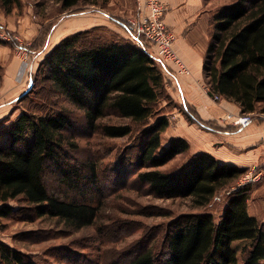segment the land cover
Listing matches in <instances>:
<instances>
[{"label":"trees","instance_id":"trees-1","mask_svg":"<svg viewBox=\"0 0 264 264\" xmlns=\"http://www.w3.org/2000/svg\"><path fill=\"white\" fill-rule=\"evenodd\" d=\"M53 1L64 11L77 9L81 1L98 3ZM20 3L0 0V12L9 15ZM79 13L83 11L69 15ZM110 21L131 36L126 23L113 17ZM210 25L203 65L208 94L235 103L241 114H252L258 104H264V0H238L216 12ZM53 29L54 25L44 26L30 49L44 51ZM99 32L108 30L101 26L66 36L46 54L37 68L41 81L32 77V89H40L35 90V99L48 89L81 110L86 126L105 138H126L133 134L134 125L142 126L135 152L117 162L112 175L104 179L106 183L127 170L132 183L147 194L164 200L190 198L200 208L209 206L222 192L229 194L218 219L208 212L181 215L167 226L162 254L151 246L141 248L125 264H238L236 242L244 243V264H264V225L248 211L250 186L237 185L244 171L205 152L191 155L174 171L161 170L190 150V143L182 137L163 145L171 124L159 107L167 92L166 68L143 39L133 43ZM2 75L0 67V82ZM28 95L19 100L23 103ZM50 100L42 101L53 104ZM182 107L187 122L204 131L232 134L242 129L227 130L216 121L205 120L188 102L182 101ZM111 114L131 123L102 124ZM259 120L252 116L251 123ZM74 125L65 109L34 107L23 110L0 131V219L15 212L7 202L21 199L37 218H57L72 230L95 224L103 196V172L96 160L73 155L78 144L65 133ZM49 180L57 185L49 186ZM0 264L37 263L30 255L0 244Z\"/></svg>","mask_w":264,"mask_h":264},{"label":"rangeland","instance_id":"rangeland-1","mask_svg":"<svg viewBox=\"0 0 264 264\" xmlns=\"http://www.w3.org/2000/svg\"><path fill=\"white\" fill-rule=\"evenodd\" d=\"M207 1L206 8L209 10L210 18H212L216 12L238 0ZM139 7L140 0H98L97 4L81 1L76 7L77 9L64 11L61 5L53 0H21L20 6L14 9L11 14L5 15L0 12V18L4 15L6 16L5 19H10L14 24H17L22 19H27L34 23H42L51 19L45 24V27L47 25V28L50 29L52 25L55 28V25L57 26L61 20L77 15H69L71 13L102 11L103 15L100 16L102 21L99 22L106 24L103 27L108 32H99V35L104 37H115L116 35L117 38L119 36L130 42L139 43V41H135L131 36H128L116 23L108 21V18L110 20L113 17L127 23L128 20L138 17ZM166 13L167 10L165 15ZM0 27L5 30L8 29L6 23L0 22ZM62 28H64V25H62ZM7 31L19 36L23 40L17 44L0 42L12 46L14 54L19 58L21 73L17 83L18 85L20 84L18 87L23 86L20 87L21 89L18 92L14 93H5L0 90V108L7 106L5 109H1V116L5 115V117L0 121V131L4 130L25 109L31 110L34 107H41L43 110H46L50 107H55V109L58 107V109L67 110L75 120L73 129L65 133L67 137L75 139L74 141L78 144V150L73 155L77 159H94L99 163V170L101 173L103 172L101 175L103 196L99 202V217L95 224L79 231L72 230L57 218H37L31 207L21 199L9 201L6 205L14 208L15 212L9 218L0 219V244L9 245L30 255L37 264H125L127 258L134 251L141 248L151 246L158 255L162 254L165 250L163 240L168 228L167 226L181 215L208 212L214 214L216 219L219 218L227 202L229 195L227 192L218 194L209 206L200 208L195 207L190 198L164 200L147 194L143 187L132 183L133 177L129 178L127 170L123 171L122 169V173L119 174L118 178L113 179L114 182L109 181L106 183L104 179L112 175L113 170L116 169L117 162L121 161L124 155L128 156L135 152V148L133 149V147L139 144V130L142 126L134 125L133 134L126 138H105L99 133H94L86 126L81 110L76 109L62 97L50 94L48 89L41 92L40 98L42 100L51 99L50 101L53 104H45L39 96L35 99L34 92L40 89H38L39 87L32 89V77L38 78V81H41V75L37 73V68L49 52L50 46L48 44L45 50L43 49L44 51L34 49L32 51L30 49L31 44L37 36L33 37V39L25 35L23 37L21 33L14 29H8ZM62 32H64L63 29H59L58 33L54 35L53 41L57 42L58 36ZM176 37L177 41V34ZM20 44L24 45L20 51L27 54L25 58L18 56ZM22 59L26 62H23ZM159 62V64H162L166 68L165 72H163L166 77L167 91L166 97L161 101L159 107L163 109L171 121L170 127L164 134L163 145L166 146L168 141L174 138V133L177 132L176 130L180 125V116L183 115L182 101L187 102V100L185 99V93L178 94V89L175 85L177 81L176 77L180 76L177 74L176 66L170 62H168L169 64L162 61ZM1 73L3 74L2 67ZM201 84L202 87L200 88H203L204 92L208 91V85L205 83V80H202ZM19 93L21 95L17 96ZM25 93H29V97L22 103L19 98ZM206 93L208 94V92ZM206 97L209 98V105L203 104L202 110L205 108L210 112L212 108H218V111H223L219 118L209 121H216L227 130L236 128L231 125L234 122V117L242 115L241 111L234 114L233 111L230 112L229 109L223 107L226 104L224 102L225 99L221 98L217 102L209 94ZM32 98L33 100L35 99V102H30ZM36 102L40 104H35ZM222 102L224 104H221ZM248 115L257 118V120L260 118L264 119V104H258L256 112ZM101 122L104 125L131 123L129 119L118 117L115 114L108 115ZM190 156L189 151L186 155L177 157L161 170L174 171L180 168ZM49 182V186L55 187L57 185L54 180H49ZM248 186H250L249 213L257 216L259 221L264 225V172L262 171L259 180ZM2 205L0 202V207ZM243 245V242L234 243L235 247H239L238 264H244V256L241 252Z\"/></svg>","mask_w":264,"mask_h":264},{"label":"crops","instance_id":"crops-1","mask_svg":"<svg viewBox=\"0 0 264 264\" xmlns=\"http://www.w3.org/2000/svg\"><path fill=\"white\" fill-rule=\"evenodd\" d=\"M162 2L167 7L165 22L178 36L174 46L175 50L191 71L189 77H176L175 85L178 94L185 93L186 98H184L189 104L196 107V110L205 120L219 118L223 111H218V108H212L210 112L205 108L202 110L203 104L209 105V98L206 97L208 95L207 91L204 92L203 88H200L202 87L201 81L205 80L203 73L204 57L210 42L211 32V15L206 8L208 1L162 0ZM102 13V11L80 13L58 22L48 41L49 51L66 36L106 25L104 22H99L102 21L100 18L103 15ZM5 18L6 16L2 15L0 22L6 23L9 30H17L23 37L28 38L38 36L45 24L51 20L34 23L22 19L14 24L10 19ZM4 19L5 21H3ZM108 21H110L109 18ZM62 25H64V28H62ZM59 29H63L64 32L58 36V41L55 42L53 37ZM127 35L129 36L128 33ZM0 67L3 68L0 90L5 93L18 92L21 89L20 87L23 86L18 87L20 84L17 83L21 73V62L9 44L0 43ZM224 102L227 105L223 102L221 104H224L223 107L229 109L230 112L233 111L234 114H237L238 111H241L238 105L226 100ZM6 107L0 108V121L5 117V115L1 116V109ZM179 120L180 125L173 137L185 138L190 143L189 151L191 155L202 152L209 153L219 162L243 170L244 174L254 169H258L261 173L264 172V120L254 121L239 132L232 134H212L204 131L195 124H189L184 115H181Z\"/></svg>","mask_w":264,"mask_h":264},{"label":"built area","instance_id":"built-area-1","mask_svg":"<svg viewBox=\"0 0 264 264\" xmlns=\"http://www.w3.org/2000/svg\"><path fill=\"white\" fill-rule=\"evenodd\" d=\"M166 6L162 0H140L139 15L137 18H132L127 21V25L131 32V38L139 40L143 39L147 44L152 47L153 57L163 63L170 62L177 68V74L180 76H191L190 69L183 63L180 56L174 49L176 41L175 32L169 28L165 22ZM23 40L7 30L0 28V42L15 43L22 42ZM24 45L20 44L18 47V56L25 58L27 54L20 51ZM155 51H154V50ZM156 53V55H155ZM23 62L24 59H22ZM207 90V89H206ZM209 91V88H208ZM207 91V92H208ZM214 101H220L221 97L215 95L212 97ZM252 116L242 114L234 117L232 127L244 128L251 123ZM262 173L258 169L242 175L238 181V186H246L252 184L260 179Z\"/></svg>","mask_w":264,"mask_h":264}]
</instances>
